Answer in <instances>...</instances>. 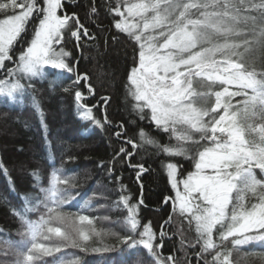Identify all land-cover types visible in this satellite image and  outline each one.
<instances>
[{
	"label": "snow or ice",
	"instance_id": "obj_1",
	"mask_svg": "<svg viewBox=\"0 0 264 264\" xmlns=\"http://www.w3.org/2000/svg\"><path fill=\"white\" fill-rule=\"evenodd\" d=\"M62 7L63 0H0L4 17L0 18V68H5L6 60H13V45L33 13L39 18L29 46L14 61L16 67L7 69L9 77L16 78L0 81V93L15 99V94H23L25 89L21 81L43 78L45 66L75 72L73 63L65 59L70 53L54 45L63 40L65 30L77 41L82 36L95 37L89 36L75 13H60ZM110 11L120 18L114 27L138 44L137 66L130 69L128 77L129 92L137 102L134 107L141 112L145 107L150 109L151 120L163 131H171L178 141L175 145H159L141 131V145L194 159L195 171L182 181L177 180L174 163H167L166 168L176 190L173 211L178 209L190 223L194 221L197 243H202L198 255L219 247L214 233L220 244L229 238H235L234 245L264 241V123L255 126L248 122L258 110L264 116V0H125L123 11L120 5ZM242 33V40L233 39ZM241 47L244 53L253 52L254 58L246 60L237 51ZM81 79L88 77L77 74L74 83ZM236 96L244 97L239 102L242 109L232 104ZM75 97L77 101L82 99L79 91ZM207 97H214V101L209 104ZM83 115L93 119L90 108ZM177 125L183 127L178 130ZM127 142L137 147L132 140ZM132 166L144 170L143 165ZM256 169L262 174L259 178ZM68 183V176L53 171L48 188L40 189L51 202V206L45 205L48 218L42 216L39 223L25 220L31 242L25 243L23 259L14 264H34L62 247L87 250V242L101 236L93 218L83 214V209L76 213L59 210L64 197L58 195L61 190L57 186ZM248 193L255 198L254 203H246ZM118 203L127 209L130 228L140 229L139 239L130 247L142 245L155 257V264H178L174 255L162 259L154 251L156 233L150 222L140 225L143 200L131 203L129 196L122 195ZM53 237L59 243L46 245L38 239ZM130 239L125 237V243ZM102 250L107 249L93 248ZM230 255V251H215L212 264H230ZM60 264H79V258L62 259Z\"/></svg>",
	"mask_w": 264,
	"mask_h": 264
},
{
	"label": "trees",
	"instance_id": "obj_2",
	"mask_svg": "<svg viewBox=\"0 0 264 264\" xmlns=\"http://www.w3.org/2000/svg\"><path fill=\"white\" fill-rule=\"evenodd\" d=\"M116 5L122 11L124 0H63L60 13H75L89 36L95 37L82 36L77 41L65 30L60 44L70 53L66 60L73 63L75 72L48 68L43 78L22 80L25 89L23 94L17 92L15 99L0 96V264L23 259L25 243L31 242L25 220L39 223L42 216L48 218L45 205L51 206V202L40 189L48 188L53 171L69 177L68 184L57 186L61 190L58 195L64 197L59 210L76 213L83 209L102 234L87 242V250L62 247L34 264H60L62 259L76 257L79 264H155V257L142 245L130 247L139 239L140 229L133 231L128 225L127 209L118 203L122 195L129 196L131 203L143 200L139 206L140 225L150 222L156 233L154 251L162 259L174 255L178 264H212L214 252L226 250L231 253L230 264H264V241L234 245L235 238H229L220 244L215 233L214 242L219 247L198 255L202 243H197L194 221L190 223V218L178 209L173 211L176 194L166 168L167 163H174L178 176L183 178L194 170V159L170 156L152 145H141V131L159 145H175L178 141L171 131H163L151 120L150 109L145 107L141 112L134 107L137 102L129 92L128 77L130 69L137 66L139 48L114 27L120 18L110 9ZM38 23L35 13L13 45V60H6L2 69L16 67L14 61L29 46ZM244 35L233 39L242 40ZM237 51L246 60L255 56L253 52L244 53L243 47ZM77 74L87 75L88 79L74 83ZM29 83L31 87L27 86ZM77 91L82 95L79 101L75 97ZM243 99L236 96L232 104L242 109L239 102ZM213 101L211 97L209 104ZM82 106L91 109L93 119L84 117L86 108ZM248 122L259 126L264 123V116L258 110ZM128 140L137 147L133 148ZM132 165H143L144 170ZM255 171L259 178L262 174L259 169ZM254 202L248 193L246 203ZM125 237L131 239L125 243ZM38 239L46 245L59 243L55 237ZM156 243L163 246L156 248Z\"/></svg>",
	"mask_w": 264,
	"mask_h": 264
},
{
	"label": "rangeland",
	"instance_id": "obj_3",
	"mask_svg": "<svg viewBox=\"0 0 264 264\" xmlns=\"http://www.w3.org/2000/svg\"><path fill=\"white\" fill-rule=\"evenodd\" d=\"M124 3H125V0H124ZM124 10V5H123V8H122V11ZM17 12H19L20 10L19 9H17L16 10ZM33 14H35V12L33 13ZM59 14V13H58ZM4 18V17H3ZM54 47H56L57 49H63L62 47H61V44L59 43V44H55L54 45ZM64 50V49H63ZM67 58V57H66ZM65 58V59H66ZM138 62V61H137ZM48 68H50L49 66H45V68H44V72L46 73V71H47V69ZM0 71H2V73H4L3 75H2V73H0V81H4V80H9V82H11V80H14L16 77L14 76L13 78H11L10 77V79H9V77L7 76V70L5 71L4 69H2V68H0ZM6 74V75H5ZM194 87H196V83H195V81H194V85H193ZM3 96V95H6V94H3V93H0V96ZM7 96V95H6ZM207 99V101H208V103H210V101H211V97H207L206 98ZM155 123V122H154ZM181 127H183L182 125H177V129L179 130ZM194 135H196V134H194ZM195 171V167H194V170L192 171V172H189L188 174H185V176L182 178V177H179L178 176V170H177V180L178 181H182L183 179H185L190 173H193ZM180 187H181V189H182V183H181V185H180ZM175 190V189H174ZM175 194H176V190H175Z\"/></svg>",
	"mask_w": 264,
	"mask_h": 264
}]
</instances>
